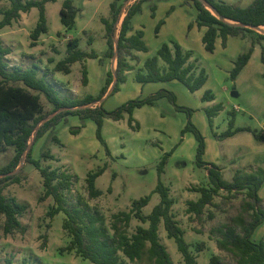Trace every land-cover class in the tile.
Instances as JSON below:
<instances>
[{"label": "rangeland", "instance_id": "rangeland-1", "mask_svg": "<svg viewBox=\"0 0 264 264\" xmlns=\"http://www.w3.org/2000/svg\"><path fill=\"white\" fill-rule=\"evenodd\" d=\"M63 1L47 3L49 31L43 33L35 45L30 34L39 20V10L36 7L29 12H22L18 20L0 30V37L13 50L7 56L10 68H28L38 64L41 67L39 76H47L46 80L62 97L101 95L112 60V57L110 59L106 55L108 43L102 18L110 17L112 0H75L79 13L75 27L70 30L61 22L60 9ZM231 1L247 6L253 0ZM155 4L157 7L153 16L152 5ZM9 7V0H0V20L3 11ZM196 16L195 6L185 0H146L142 11L134 16V26H140L144 30L149 49L139 51V61L130 59L135 68L127 72V80L121 83V89L108 96L103 101V106L114 110L129 99L147 97L162 88L173 91L179 105L194 110L192 121L203 132L206 140H209V155L204 157L205 160L219 164L223 168L224 177L231 180L238 168L264 167V141L257 140L253 133L240 131L224 139L214 136L215 132L221 134L230 128L233 112L234 127L264 129V40L263 43H255L249 63L234 80L231 77L234 62L252 46L255 36H232L234 41L229 43L228 39L226 46L220 41L218 48L209 52L205 49L202 37H198L196 32L192 34L193 27L189 28ZM160 20H165V23L157 34L156 26ZM71 38H79L83 50H95L99 55L97 58L87 57L84 61L89 79L86 85L82 81L81 61L72 65L70 73L54 70L55 64L66 57L68 40ZM171 40H177L186 49L192 50L194 57L199 59V65L206 69L208 82L202 89L193 92L178 80L142 84L135 79L139 66L142 67L148 57L157 55L159 48L164 43H171ZM134 53L136 54L135 50ZM207 89L216 94V99L212 102L202 98ZM233 91H237L238 96H234ZM41 100L44 112L51 113L53 104L44 94ZM217 103H221L223 109L213 117L211 123L206 109ZM134 116L140 123L139 128H133L129 124L128 113L120 120L105 118L102 132L111 154L107 153L106 147L97 138V124L93 119H86L81 131L72 133L71 128L81 126L82 119L71 114L33 144L32 156L41 160L44 167L65 168L76 175L77 179L67 194L68 204H74L78 196H84L93 207L101 209L110 227L111 215L119 210H129L135 199L152 194L149 204L144 207L146 214L159 203L160 195L153 192L160 178L159 164L163 154L175 148L167 159L161 179L171 187V194L176 199L173 211L185 230V237L196 256L197 264H209L214 254L233 264V256L217 246L211 228L237 215L241 211L245 194L233 196L221 191L215 198L217 204L208 206L202 217L189 214L187 201L196 200L200 196L194 188L207 185L209 178L207 170L196 163L198 144L193 132L182 133L188 122L186 111L178 109L169 98L163 97L154 105L137 108ZM54 135H58L60 143L54 140ZM45 151H50L55 157H44ZM14 154L13 147L1 151L0 168ZM105 164L106 170L96 180V185L103 190V194L91 198L87 188V175ZM17 174L20 175V182L9 183L4 193L28 206L20 217L27 231L6 234L3 227L5 216H0V264H95L76 255L74 251L61 252L60 248L68 245L71 240L63 228L66 215L64 212L53 218L48 215L55 201L52 196L41 199L44 184L40 170L33 163L26 162ZM260 193L264 198V185ZM210 210L214 212V218L209 217ZM138 225L148 226V223L134 217L129 233L132 234ZM159 232L174 264H186L175 239L168 237L163 222ZM253 239H264V223L257 228ZM125 260L127 264H131L129 259ZM140 264L150 263L145 257Z\"/></svg>", "mask_w": 264, "mask_h": 264}, {"label": "trees", "instance_id": "trees-1", "mask_svg": "<svg viewBox=\"0 0 264 264\" xmlns=\"http://www.w3.org/2000/svg\"><path fill=\"white\" fill-rule=\"evenodd\" d=\"M9 1L10 7L3 11V17L0 20V30L18 20L22 12H29L36 7L39 10V20L30 34L32 43L35 45L41 35L49 31L47 3L57 0ZM74 1L64 0L60 9L61 22L67 30L75 27L79 13V8ZM145 1L112 0L110 17L102 18L108 43L106 55L110 58L116 57L117 66L115 73L113 70L108 71L106 84L101 95L98 96L92 94H87L83 98L60 96L57 89L46 80L47 76L43 74V77L39 76L41 67L38 64H33L28 68L11 69L7 56L12 53V47L6 45L0 37V152L8 147L15 149L11 160L0 168V216H5L4 232L12 234L16 231H27L20 217L28 206L4 193L9 183L20 182L21 178L17 173L23 169L24 164L18 172L16 169L25 159V163H33L41 172L44 184V194L41 199L44 200L50 196L54 198L55 204L48 211V215L51 218L60 212L66 215L63 228L68 232L71 240L68 245L60 248L61 252L74 251L76 255L89 259L95 264H127L125 258L129 259L131 264H140L145 257L150 264H174L171 253L161 240L159 231L163 222L168 237L175 239L186 264H197L196 256L185 237V230L173 211L176 199L171 194V187L161 179L167 159L175 148L165 152L159 164L160 178L153 190L154 193L160 195L159 203L150 213L146 214L144 207L149 204L152 194L135 199L129 210H119L111 215L110 227L101 209L93 207L84 196L80 195L74 204H68L67 194L77 179L76 175L65 168L44 167L41 160L32 156L33 144L71 114L78 115L82 119V125L72 127L71 132L79 133L85 126L84 121L88 118L93 119L97 124V138L106 147L107 153L111 154L102 132L105 118L120 120L128 113L129 124L133 128H139L140 123L134 116L135 109L144 105H154L158 99L167 97L178 109L186 111L188 122L182 133L184 135L187 131L193 132L198 144L196 163L208 172L209 183L194 188L200 196L196 200L187 201V212L202 217L208 206L217 204L215 198L220 195L221 191H226L233 196L244 193L241 211L232 216L230 220L212 227L211 234L216 238L217 246L233 256V264H264V239L259 241L253 239L257 228L264 223V198L260 193L264 185L263 166L253 169L238 168L231 180L226 179L223 168L219 164L204 158L207 140L200 128L192 121L194 110L179 105L176 94L169 89L162 88L147 97L129 99L114 110L106 109L103 102L95 104L106 96L110 87L112 89L109 94L121 89V83L127 80V72L135 68L130 59L139 61V56L134 53V50L148 51L149 49L142 28L130 34L134 30L133 18L142 11ZM205 1L215 8L221 17L213 12ZM185 2L193 4L198 10L195 22L190 23L189 28L191 29L194 24L198 27H207L202 40L205 49L209 52L215 51L218 37L226 46L230 36H255L252 46L242 52L234 62L231 77L235 80L249 63L255 43H261L264 40V33L254 29L256 26H264V0H253L247 6L229 3L225 0H185ZM155 10L156 7L152 6L153 16ZM164 23L165 20L158 22L157 34ZM117 31L118 36L116 37ZM87 57L97 58L99 55L95 50H83L80 47L79 38H71L68 40L66 57L55 64L54 70L70 73L73 63L82 62ZM160 60H163L164 65L160 64ZM198 61L199 59L194 57L192 50L185 49L177 40H171V43H164L159 48L157 55L148 57L144 61L143 67L137 70L135 79L142 84L177 79L194 92L203 87L208 80L206 69L201 67ZM82 72V81L86 85L89 79L85 64H83ZM42 94L53 104L51 113L44 112ZM202 98L204 101H212L215 99V94L207 89ZM222 109L221 103L206 109L211 123L213 117ZM50 115L52 117L42 123ZM234 116L233 112L230 128L221 134L215 132V137L224 139L240 131H249L257 140L264 141V129L234 127ZM54 140L61 142L58 135H54ZM43 155L46 158L55 157L50 151H45ZM106 168L107 164L88 173L86 182L91 198H97L103 194V190L97 187L96 180ZM134 217L143 223H148V226L138 225L136 230L130 234L129 228ZM209 217H215L212 210L209 212ZM209 264L232 263H227L220 255L214 254Z\"/></svg>", "mask_w": 264, "mask_h": 264}, {"label": "crops", "instance_id": "crops-1", "mask_svg": "<svg viewBox=\"0 0 264 264\" xmlns=\"http://www.w3.org/2000/svg\"><path fill=\"white\" fill-rule=\"evenodd\" d=\"M225 1H227V2H229V3H234V1H231V0H225ZM235 4H237V3H235ZM193 5V4H192ZM240 5V4H239ZM152 6H155V7H157L156 6V4L155 5H152ZM196 8V7H195ZM196 10H197V8H196ZM197 12H198V10H197ZM136 16V15H135ZM134 20H135V17L133 18V27H134V30L133 31H131L130 32V34H132V33H134V31H136L137 29H140V26L138 27V26H134ZM207 30V27H205V26H203V27H198L196 24L193 26V29H192V34H194L195 32H196V35L198 36V37H202L203 38V35H204V33H205V31ZM257 31V30H256ZM259 32V31H258ZM117 36H118V34H117ZM116 36V37H117ZM237 37H241V36H237ZM244 38V37H243ZM234 39L235 38H233L232 36H230V38H229V43H231L232 41H234ZM220 41H222V39L220 38V37H218L217 38V40H216V48L215 49H217L218 48V46H219V43H220ZM181 42V41H180ZM182 43V42H181ZM261 43H263V42H261ZM183 44V43H182ZM183 47H184V45H183ZM185 49H186V47H184ZM135 52H136V54L137 55H139V51H136L135 50ZM111 59V58H110ZM86 60V59H85ZM84 60V61H85ZM84 61H82V63L83 64H85L84 63ZM131 61H135V60H131ZM136 62V61H135ZM132 64H134L133 62H131ZM164 62H163V60H160V64L161 65H164L163 64ZM74 64V63H73ZM117 66V58H115L114 59V57H112V60H111V69L110 70H112V68H113V66ZM139 65H141V62L139 63ZM143 67V66H142ZM139 68H141V66H139ZM242 72V71H241ZM174 80H177V79H174ZM174 80H172V81H174ZM179 81V80H178ZM207 82H208V80H207ZM206 82V83H207ZM139 83H141V82H139ZM206 83L203 85V87L206 85ZM203 87H201L200 89H202ZM188 88V87H187ZM200 89H198V90H200ZM110 90H111V87L109 88V90H108V92H107V94H106V96L103 98V100L102 101H99V102H103V101H105V99H107L108 98V96H110L111 94H109L110 93ZM215 94V93H214ZM87 95V94H86ZM85 96V95H84ZM84 96H82V97H78V98H83ZM70 98H74V97H70ZM215 99H216V94H215ZM214 99V100H215ZM214 100H212V101H214ZM212 101H208V102H212ZM137 109V108H136ZM135 109V110H136ZM135 112V111H134ZM236 135V134H235ZM234 136V135H233ZM208 146H209V140L207 141V149H206V153H205V156H207V155H209V152H208Z\"/></svg>", "mask_w": 264, "mask_h": 264}, {"label": "water", "instance_id": "water-1", "mask_svg": "<svg viewBox=\"0 0 264 264\" xmlns=\"http://www.w3.org/2000/svg\"><path fill=\"white\" fill-rule=\"evenodd\" d=\"M205 3L210 7V9L213 11V12H215L219 17H221V15L216 11V9L215 8H213L209 3H207L206 1H205ZM254 29L255 30H257V31H259V32H261V33H264V26H256V27H254ZM116 57H114V59H115ZM112 70H113V72L115 73V71H116V67L115 66H113V68H112ZM112 89V88H111ZM111 91V90H110ZM232 94L234 95V96H238V92L237 91H233L232 92ZM103 100V99H102ZM101 100V101H102ZM89 105H91V104H89ZM53 115V114H52ZM52 115H50V116H48L47 118H45L43 121H42V123L44 122V121H46L48 118H50V117H52ZM31 147V144L29 145V148ZM25 163V159H23L22 160V163H21V165L16 169V172H18L19 170H20V168L23 166V164Z\"/></svg>", "mask_w": 264, "mask_h": 264}]
</instances>
